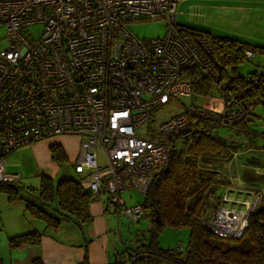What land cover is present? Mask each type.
<instances>
[{"label": "built area", "instance_id": "built-area-1", "mask_svg": "<svg viewBox=\"0 0 264 264\" xmlns=\"http://www.w3.org/2000/svg\"><path fill=\"white\" fill-rule=\"evenodd\" d=\"M179 0H0V184L15 182L7 157L57 137H76L74 171L91 195H106L117 222H137L144 203L127 206L122 193L146 194L152 178L181 145L241 121L251 109L223 88V106L193 104L192 84L182 77L199 69L220 78L211 40L177 22ZM163 21L160 38L139 39L126 27ZM39 26L36 36L32 28ZM247 58L251 51H244ZM264 101V98H261ZM174 104L173 116L157 115ZM105 165L98 163V150ZM105 171V174L102 173ZM232 176L215 207L200 223L222 238L240 237L264 189ZM220 178V177H218ZM239 181V183H236ZM244 197V198H243ZM134 253L126 251V257Z\"/></svg>", "mask_w": 264, "mask_h": 264}, {"label": "trees", "instance_id": "trees-1", "mask_svg": "<svg viewBox=\"0 0 264 264\" xmlns=\"http://www.w3.org/2000/svg\"><path fill=\"white\" fill-rule=\"evenodd\" d=\"M181 27L191 34L204 33L209 36L215 58L221 67L217 81L199 69L184 71L182 77L191 82L192 95L197 93L207 96L213 84H222L221 90H231L239 102L248 101L251 109L248 115L233 125L218 127L198 139L172 146L167 170L163 169L153 176L145 194V215L150 219L147 243L138 249H126L133 252L134 256L126 257L125 262L122 259L118 261L119 254L115 253L114 264H264V196L249 215L243 234L236 239H227L204 227L199 218L209 216L229 177L211 171L208 177L200 179L196 189L188 190L183 196L175 192L178 178L188 167L194 165L198 157L204 154L225 156L236 152V146L227 144L223 136L216 134V130L235 129L238 133L250 131L249 122L254 116V108L264 107V101H261L264 98V75L253 72L240 76L237 69L247 59L244 51H251L254 56L264 52V48L235 39L212 36L195 28ZM48 149L52 162L59 167L68 164L59 144L53 143ZM81 179L79 176L78 179L62 178L54 182L51 177L41 174L38 188L27 189L30 195L25 196V210L31 219L42 222L46 228L57 229L63 224L73 223L84 242L85 254L80 264H89L87 247L90 239L86 237V230L93 220L89 204L98 196L89 194L82 186ZM246 184L257 187L253 182ZM0 192L6 194L10 203L23 199L14 182L1 183ZM31 197L33 198L30 199ZM166 225L189 229L184 249H163L158 245L159 232ZM41 239L42 232L33 229L9 237L8 247L13 250L22 245L36 246L41 243ZM241 243H247V247H242ZM0 264H3L1 259ZM31 264L44 263L41 258L36 257Z\"/></svg>", "mask_w": 264, "mask_h": 264}, {"label": "rangeland", "instance_id": "rangeland-1", "mask_svg": "<svg viewBox=\"0 0 264 264\" xmlns=\"http://www.w3.org/2000/svg\"><path fill=\"white\" fill-rule=\"evenodd\" d=\"M176 11L177 22L181 26L264 48V0H179ZM126 27L139 39L160 38L167 29L163 21L141 19L127 24ZM39 30V26H34L33 35L36 36ZM253 72L264 75V52L247 58L237 69V74L240 76H247ZM221 88L222 84H213L209 95L202 96L194 93L192 97L185 98L182 105L193 104L207 110L220 111L223 106ZM182 105L174 104L164 111L163 109L153 110L152 117L173 116L181 111ZM253 113L252 121L249 122L250 131L247 133H238L235 129L226 128L216 130V134L223 136L227 144L236 146V152L225 156L204 154L198 157L194 165L188 167L178 178L175 192L179 196H183L188 190L196 189L200 179L208 177L211 171H217L229 178L237 176L235 178L241 179L244 183L253 182L255 186L264 189V107L256 106ZM49 142L64 145L72 161H68V164L62 167L52 162L50 165H45L48 161ZM74 149L73 140L54 138L7 157L6 171L18 172L21 175L14 185L18 188L20 195H23V199L10 203L6 194L0 192V259L3 264H9L10 261L11 250L8 247V238L24 233L28 230L27 223L34 221L25 210V196L30 195L27 189L38 188L41 174L51 177L54 182L62 178L78 179L81 176L73 168V161L77 154V150ZM98 163L105 165V158L100 149ZM102 173L105 174V171ZM122 197L127 206L145 201V194L136 190L124 191ZM149 224L150 219L147 215L142 216L137 222H130L123 215L118 222L117 217L113 219V226L109 231L108 248L111 252L116 251L119 254L118 261L125 256L126 249L147 243ZM188 235V228H174L166 225L159 232L158 245L163 249H184ZM241 246L246 248L247 243H241ZM114 262L115 258L112 259L111 264Z\"/></svg>", "mask_w": 264, "mask_h": 264}, {"label": "crops", "instance_id": "crops-1", "mask_svg": "<svg viewBox=\"0 0 264 264\" xmlns=\"http://www.w3.org/2000/svg\"><path fill=\"white\" fill-rule=\"evenodd\" d=\"M57 138L62 140H73L75 143L74 150H78L79 141L76 137L61 136ZM44 142L45 141H41L29 145L15 152H20L28 148H34ZM51 144L53 143L49 142L47 145L48 161L45 162V165H50L52 162L48 149ZM60 146L63 148L67 160L72 161L70 153L66 150V147L64 145ZM105 200L106 195L101 194L89 204V211L93 217L92 223L86 230V237L90 239L87 247L89 264H109L112 259L115 258L116 251L111 252L108 247L110 243L109 231L113 226V219H115L116 216L114 215L112 209L105 206ZM27 225L28 230L25 232L33 229H37L42 232L41 243L36 246L22 245L11 250L9 264H31V261L36 257L41 258L44 264H80L82 262L85 254L83 237L73 223L63 224L57 229L46 228L43 223L35 220L27 223ZM139 246L140 245L134 246L131 249H138Z\"/></svg>", "mask_w": 264, "mask_h": 264}, {"label": "water", "instance_id": "water-1", "mask_svg": "<svg viewBox=\"0 0 264 264\" xmlns=\"http://www.w3.org/2000/svg\"><path fill=\"white\" fill-rule=\"evenodd\" d=\"M166 170H167V167L164 168V171H166Z\"/></svg>", "mask_w": 264, "mask_h": 264}]
</instances>
